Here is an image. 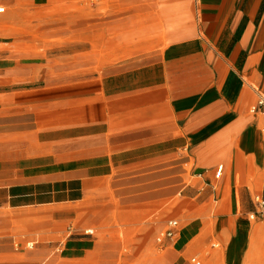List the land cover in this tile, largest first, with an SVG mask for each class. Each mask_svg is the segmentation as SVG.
Listing matches in <instances>:
<instances>
[{"label": "crops", "instance_id": "1", "mask_svg": "<svg viewBox=\"0 0 264 264\" xmlns=\"http://www.w3.org/2000/svg\"><path fill=\"white\" fill-rule=\"evenodd\" d=\"M127 14L64 33L80 54L109 35L106 50L117 59L79 62L101 67L90 77H14L0 67V264L44 255L19 251L11 212L63 205L59 220L80 228L58 257L81 264L97 241L83 227L106 234L116 222L139 241L159 229V214L178 196L192 205L176 212L186 223L164 243L183 257L212 239L228 251L236 225L230 231L220 215L208 235L197 214L235 194L250 164L264 169V112H250L264 91V0H130Z\"/></svg>", "mask_w": 264, "mask_h": 264}, {"label": "rangeland", "instance_id": "2", "mask_svg": "<svg viewBox=\"0 0 264 264\" xmlns=\"http://www.w3.org/2000/svg\"><path fill=\"white\" fill-rule=\"evenodd\" d=\"M0 6L5 8V13L0 15V67L14 69L11 70L14 77L18 74L35 77L48 74L54 76L53 74L63 73L65 70L67 80L90 77L101 68L79 67L77 66L81 64L79 62L100 64L117 59L114 51L106 50L110 48L107 34L102 36V44L99 40L92 43L95 52L80 54L78 50H69L66 46L76 42L70 35L64 34L69 27H108L115 18L130 13V0H0ZM96 53L102 57L101 60L94 61ZM16 68L20 70L18 73ZM40 84L44 85L43 82ZM24 86L28 87L31 84ZM258 117V130L264 138V115ZM261 171L250 164L245 179L240 175L236 176L235 194L230 195L227 192L217 202L211 199L205 205V210L203 208L198 211L197 216L208 223V235L214 232L215 220L220 215L229 217L230 231L235 229L236 225L237 229L232 232L226 254L222 244L216 239H212L185 257L174 252L172 245L168 246L166 242L162 245L157 244L155 239L165 229L167 221L178 220L179 228L186 223V218H181L176 212L181 208L183 211L190 208L192 201L178 196L168 201L165 210L159 214L160 218L156 220L161 224L159 229L151 235L146 231L139 241L130 242V230L122 228L120 223L115 222L116 228L106 234L96 232L93 226L83 227L82 232L92 231L91 236L97 241L94 250L81 264H194L191 262L192 258H196L200 264H242L251 227L254 224H261L264 229V216L250 221L247 219V214L254 210L251 197L262 188ZM195 181L188 179L187 183L193 185ZM243 189H246V194ZM63 208L64 206L60 205L24 213L11 212L16 231L12 238L19 251L38 253L39 256L44 252V255L34 259L35 264H67L58 257V247L69 236L74 237V230L80 228V223L76 220L68 224L59 220L62 218ZM53 213L56 220L54 223L51 219ZM68 227L73 229L72 232ZM105 235H109V241H106ZM29 243H33V246L28 247ZM49 245L55 246L52 256L46 255L44 251ZM216 245L222 249L218 257L213 256L217 249ZM258 247L254 264H264V230Z\"/></svg>", "mask_w": 264, "mask_h": 264}, {"label": "built area", "instance_id": "3", "mask_svg": "<svg viewBox=\"0 0 264 264\" xmlns=\"http://www.w3.org/2000/svg\"><path fill=\"white\" fill-rule=\"evenodd\" d=\"M5 13V8L0 6V15ZM251 113H260L264 112V91L258 90L256 97L255 105L250 110ZM222 165L217 166L214 176L215 178L219 177L222 173ZM261 184L262 188L258 192H254L251 197V202L253 205V212L247 214V219L254 220L257 217L264 216V169L261 174ZM179 221L172 219L166 222L165 229L156 237L155 241L158 245H162L165 239H173L177 235L179 230ZM91 231H85V234H91ZM33 243H29L28 247H32ZM191 262L194 264H200L196 258H192Z\"/></svg>", "mask_w": 264, "mask_h": 264}, {"label": "bare ground", "instance_id": "4", "mask_svg": "<svg viewBox=\"0 0 264 264\" xmlns=\"http://www.w3.org/2000/svg\"><path fill=\"white\" fill-rule=\"evenodd\" d=\"M263 230L264 229L261 224H254L251 227L248 236V246L245 251L242 264H254V262H256V256L259 248L258 244L262 237ZM216 247L217 249L213 253L214 257H218L222 253V249L220 248V246L216 245Z\"/></svg>", "mask_w": 264, "mask_h": 264}]
</instances>
